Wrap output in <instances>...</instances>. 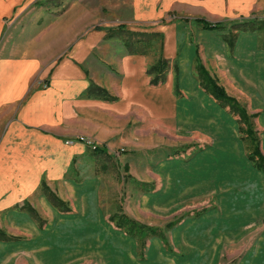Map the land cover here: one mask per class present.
<instances>
[{
	"label": "crops",
	"instance_id": "1",
	"mask_svg": "<svg viewBox=\"0 0 264 264\" xmlns=\"http://www.w3.org/2000/svg\"><path fill=\"white\" fill-rule=\"evenodd\" d=\"M90 1L96 4L0 0V215H7L10 229L27 235L46 233L54 229L52 225L60 227L58 216L83 212L54 209L42 193L37 194L40 183L44 180L63 201L82 194L81 188L96 181L79 186L78 177L68 170L84 145L65 148L62 142L94 129L80 121L84 112L122 118L130 109L164 119L174 133L212 140L201 164L205 168L215 164L218 180L236 175L240 181L251 179V214L264 219V174L247 159L237 118L200 87L195 71L198 61L248 114H257L253 124L264 155V0H104L113 6L107 8L108 15L91 10L82 17L78 6ZM128 7L132 20L126 22ZM94 16L103 27L85 32L95 25ZM204 23L220 29H205ZM242 23H251V30L238 32L229 50L224 37L236 33ZM53 33L55 39L48 43ZM143 33L158 43L126 41ZM160 61L166 63L163 79L153 85L157 73L148 71ZM91 85L104 92L91 91ZM200 141L204 143V138ZM27 204L48 216L49 223L35 226L24 210ZM31 237L0 242V249L30 254Z\"/></svg>",
	"mask_w": 264,
	"mask_h": 264
},
{
	"label": "rangeland",
	"instance_id": "2",
	"mask_svg": "<svg viewBox=\"0 0 264 264\" xmlns=\"http://www.w3.org/2000/svg\"><path fill=\"white\" fill-rule=\"evenodd\" d=\"M95 1V5L93 1L81 4L77 13L83 17L93 10L108 15L107 8L113 6ZM125 14L123 21L132 20L130 7ZM95 19V25L85 32L103 27V21ZM150 35L129 36L126 41H150ZM54 39L53 33L47 42ZM155 43L158 41L152 39L150 46ZM125 115L111 117L95 111L81 115L82 124H92L94 129L82 130L62 144L65 148L82 144L79 139L83 138L95 145L93 149L83 144L84 150L78 151L68 170L70 176L78 177L74 180L79 186L96 181L81 188L82 194L64 198L72 212H83L58 216L59 228L52 225L53 230L32 231L31 235L10 229L7 215H0V227L17 241L32 236L30 254L3 247L0 255L12 257H0V264H264V219L259 213L251 214V179L240 181L236 175L222 181L217 179L215 164L205 168L201 157L206 151L209 154L212 144L207 137L174 133L164 119L146 111L130 109ZM82 124L83 129L88 126ZM102 147H106V154L97 151ZM127 175L154 187L142 192ZM48 184L53 187L52 182ZM30 200L34 202V198ZM120 210L141 224L162 229L167 243L147 238L141 244L129 237L110 221ZM203 210L206 212L201 213ZM38 211L37 216L28 212L35 226L48 224V216ZM170 222H175L173 228L165 230Z\"/></svg>",
	"mask_w": 264,
	"mask_h": 264
},
{
	"label": "trees",
	"instance_id": "3",
	"mask_svg": "<svg viewBox=\"0 0 264 264\" xmlns=\"http://www.w3.org/2000/svg\"><path fill=\"white\" fill-rule=\"evenodd\" d=\"M263 26L261 23L260 26ZM204 28L209 30H219L220 27L217 24L204 23ZM251 30V23H242L235 27L236 33H231L224 37L225 42L228 45L229 50H232L237 39V33L240 31ZM166 67L164 61H160L158 64L154 65L149 69L148 74H156V76L151 80L153 85L158 84L162 81V73ZM195 71L199 80L200 87L211 96L219 106L227 109L229 114L237 118V123L239 127V134H241V141L246 145L247 159L252 164V166L259 172L264 174V155L261 153L259 148V140L257 132L255 131L253 120L257 117V114H248L246 108L240 104L235 98L230 97L225 89L218 84L217 79L212 76L209 71L197 61L195 65ZM90 90L93 92L103 93L100 88L91 86ZM97 151L105 154L106 151ZM98 154V153H93ZM128 178H131L127 175ZM134 182V181H133ZM136 188L142 192H150L153 185L142 182H135ZM40 192L47 198L51 206L59 212L67 213L70 211V207L67 202L60 199L44 182L41 181ZM27 211L35 216L36 212L29 205L24 206ZM203 210L201 213H204ZM200 214V213H199ZM110 221L115 224L118 229H121L127 233L131 238H136L141 244H144L145 239L150 238H160L164 243H167L164 231L157 227H151L145 224H141L136 220L130 218L125 213L120 210V214H116L110 217ZM176 222V221H175ZM175 222H170L165 226V230H170L173 228ZM17 240L16 237H12L7 234L3 229L0 228V242H9Z\"/></svg>",
	"mask_w": 264,
	"mask_h": 264
},
{
	"label": "built area",
	"instance_id": "4",
	"mask_svg": "<svg viewBox=\"0 0 264 264\" xmlns=\"http://www.w3.org/2000/svg\"><path fill=\"white\" fill-rule=\"evenodd\" d=\"M79 141H80V143L85 144V145L95 149V145H92V143H90L89 141H87V140H85L83 138H80Z\"/></svg>",
	"mask_w": 264,
	"mask_h": 264
}]
</instances>
